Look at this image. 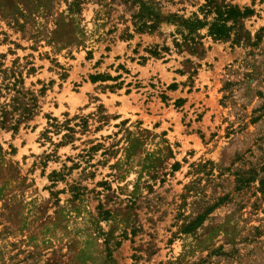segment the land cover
<instances>
[{"label":"rangeland","instance_id":"obj_1","mask_svg":"<svg viewBox=\"0 0 264 264\" xmlns=\"http://www.w3.org/2000/svg\"><path fill=\"white\" fill-rule=\"evenodd\" d=\"M140 1L0 0V86L37 103L0 128V264H264V0L201 56L166 19L201 0L151 31Z\"/></svg>","mask_w":264,"mask_h":264},{"label":"trees","instance_id":"obj_2","mask_svg":"<svg viewBox=\"0 0 264 264\" xmlns=\"http://www.w3.org/2000/svg\"><path fill=\"white\" fill-rule=\"evenodd\" d=\"M135 2L136 0H130ZM254 10L249 7H239L227 0H201L196 5V9L191 11L186 17L177 13H171L167 21L176 22L174 34H172V46L176 51H187L190 54L201 56L205 49L203 37L209 36L214 40L227 39L233 34L234 41L238 42L244 35L242 19L250 16ZM133 24L139 31L154 30L158 23L164 18L153 3L140 1L137 11L132 14ZM205 29L204 34L199 31ZM246 32V31H245ZM168 47L155 45L147 51L149 54L159 56L161 50ZM92 81L97 79H107L108 75L101 73L90 75ZM4 80H6L4 82ZM2 89L5 94L12 92L10 97L0 101V128L16 130L21 123L31 120L36 113L37 103L33 93L22 87V78L11 71L10 75L3 78L0 86V96ZM49 127L58 131L62 128L66 130L63 137H71L74 130L69 126L68 120L59 122L56 118H49Z\"/></svg>","mask_w":264,"mask_h":264}]
</instances>
